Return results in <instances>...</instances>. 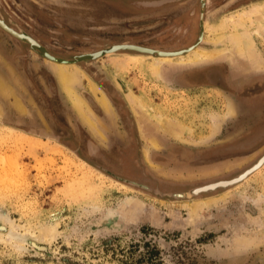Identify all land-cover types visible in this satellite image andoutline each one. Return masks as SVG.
I'll return each instance as SVG.
<instances>
[{"label": "rangeland", "instance_id": "rangeland-1", "mask_svg": "<svg viewBox=\"0 0 264 264\" xmlns=\"http://www.w3.org/2000/svg\"><path fill=\"white\" fill-rule=\"evenodd\" d=\"M245 2L0 0V17L41 46L0 28V79L9 89L0 94V264H264V163L235 185L190 194L264 155V128L255 129L264 121L247 108L264 89V12L238 28L229 21L251 6ZM192 21L195 34L184 38ZM237 30L254 41L260 66L241 68L228 57ZM122 42L197 46L204 59L132 50L91 57ZM219 63L221 88L173 77ZM60 66L73 74L91 124L74 108ZM231 71L259 86L231 90Z\"/></svg>", "mask_w": 264, "mask_h": 264}, {"label": "bare ground", "instance_id": "bare-ground-1", "mask_svg": "<svg viewBox=\"0 0 264 264\" xmlns=\"http://www.w3.org/2000/svg\"><path fill=\"white\" fill-rule=\"evenodd\" d=\"M263 12H264V5L261 4V3H258V4H254V5H251L250 7H248L247 9L243 10L241 12V15H239L238 17H232L229 19L230 23L233 25L234 28H238L237 25L239 23H241V20L243 18H248V19H252L254 16H263ZM262 19V18H261ZM262 21V20H261ZM231 25V27H232ZM260 26L262 27V29L264 30V24L260 23ZM208 27V24L206 25V29ZM212 27V26H211ZM10 28V27H9ZM12 29V28H10ZM218 30V29H217ZM220 34V33H219ZM219 42L223 41L222 39V35H220L218 38ZM33 40V39H32ZM200 41H203L204 40V36L202 35V37H200L199 39ZM225 42V41H224ZM254 42V41H253ZM253 42L250 41V39L248 38V36H244L243 34L240 33V31H236V32H232L231 34L229 33L228 35V38H227V41H226V44L228 45L227 48H226V53L228 55L229 58H238L241 63H240V67L241 68H248L249 65L253 66L254 68L260 66V57L258 56V54L256 53V50H255V47L253 45ZM37 43V42H36ZM120 45V44H119ZM128 45V44H127ZM126 46V45H124ZM128 46H135V45H128ZM135 47H138V46H135ZM197 47V46H196ZM196 47H190L189 49H186V50H181V51H161V50H153L151 48H143L147 51H149L148 53L151 54L152 51H157V52H163V53H166V54H172V55H167V56H161V58H173V57H179L181 60L184 59V56H183V53L184 52H188L189 54L192 53L190 56L191 58L189 59V63L190 64H197L201 61H203V57L204 55L202 54V52L200 51H196ZM139 48H141L139 46ZM219 51V50H218ZM107 53H111L109 50L107 51ZM175 55V56H173ZM139 60V59H138ZM161 60V59H160ZM180 62V61H179ZM188 62V61H187ZM184 63V62H183ZM157 65V64H156ZM63 66V65H62ZM60 66L57 70H58V74L60 75V79H61V82H62V85L64 86V89L66 91V93L68 94V96L70 97L71 101H72V104L74 106V108L76 109V111L79 113V115L84 119V121L87 122V124H91L93 121H92V117H91V111L90 109L85 105L84 101L72 90V81H73V74L68 72L67 71V68L66 67H62ZM155 66V63H151L150 64V67H154ZM171 66V65H170ZM155 70V69H154ZM158 70V69H157ZM171 70V69H170ZM241 70V69H240ZM164 76L165 78H168L170 76V72L167 70V71H164ZM81 78V77H80ZM8 90L5 86V82L1 81L0 79V94L2 95H6L8 94ZM128 95V94H127ZM126 95V96H127ZM129 97V95H128ZM127 97V98H128ZM101 100L104 101V98L101 97ZM128 100L130 101L131 99L128 98ZM18 107V106H17ZM230 108V107H229ZM22 110V109H21ZM231 112V111H230ZM211 118L213 120V128H217L220 124V120L217 118V116L215 115H211ZM159 119V117H158ZM145 120V119H144ZM146 121V120H145ZM148 122V121H146ZM145 122V123H146ZM160 122V121H159ZM143 123V121H142ZM144 125V124H143ZM163 130L166 131V132H169L171 133L174 129L170 128L167 123H164L163 122ZM96 126V125H95ZM141 126V125H140ZM152 126V125H151ZM147 127V130L146 132L148 134H152L153 133L155 134V128L150 127V126H146ZM145 128V127H144ZM162 128V127H161ZM96 131V130H95ZM99 132V131H98ZM151 135V136H152ZM19 138H16V139H20V140H24V141H27L29 143H33L35 141H33L32 139H30L31 137L29 136H21L19 135L18 136ZM150 137V135H149ZM153 138V137H152ZM35 140V139H34ZM41 141V140H40ZM45 144V142H44ZM58 148V146H57ZM262 161H264V158L261 159ZM260 160V161H261ZM261 161V162H262ZM259 163L257 165H255L254 169L258 167V165L260 166L262 163ZM80 163V162H79ZM81 165V164H80ZM84 165V163H83ZM83 165L81 167H83ZM91 169V168H90ZM88 170H89V166H88ZM214 185L210 186V187H213ZM202 189L204 188H201V189H197L195 193L201 191ZM259 200L262 199V196L259 195ZM199 205V204H198ZM50 229V228H48ZM48 234L49 231L45 230ZM51 233V232H50ZM53 233V232H52ZM46 234V235H47ZM53 236V235H52ZM261 241V240H260Z\"/></svg>", "mask_w": 264, "mask_h": 264}, {"label": "flooded vegetation", "instance_id": "flooded-vegetation-1", "mask_svg": "<svg viewBox=\"0 0 264 264\" xmlns=\"http://www.w3.org/2000/svg\"><path fill=\"white\" fill-rule=\"evenodd\" d=\"M263 1L264 0H246L244 5H247V4L254 5V4H258L259 2L262 3ZM0 19H2V18L0 17ZM3 21L8 27H10L5 22V20H3ZM194 27H196V26L194 24V21H192V22L189 23L188 27L183 29L182 35L184 36V38L191 37L193 34H195V28ZM27 35L30 36L31 38H33L39 44V42L34 37H32L29 34H27ZM119 44L120 45H127V44L128 45H135V46H138V47L140 46V45L134 44V43L122 42V43L113 44L110 47L119 46ZM140 47L141 48H147V49L150 48V47H142V46H140ZM152 49L154 50V48H152ZM156 50H160V49H156ZM181 50H184V49H181ZM161 51H166V50H161ZM177 51H179V50H177ZM98 52H100V51H98ZM114 52H116V51H114ZM114 52H112V53H114ZM95 53H97V52H95ZM49 55L52 56L51 54H49ZM52 57H54V56H52ZM224 68H225V66L223 64H220V63L219 64H213V65L208 66V67H200V68L198 67V68H193V69L186 70L185 72L181 73L182 76L179 75V72H177L176 74H174L173 77L176 76L177 79L180 81V83L182 85H185V86H201L202 85V86H213V87L221 88L222 87L221 82L224 81L226 83V81H227V75H226V77H223L224 75H222ZM236 73L237 72H235V75L238 77L237 79L233 78V72L232 71L228 75V79H229V82H230V89L231 90L238 91V90H240L241 88L247 86L250 83L251 84L254 83L253 85L256 86V87L259 86V83H257L255 80H253V78L251 76H249V77L245 76L243 74V72H241V71L239 73H237V74ZM240 79H241V82H240ZM239 82H240V84H239ZM260 83H261V85L264 86V79ZM252 97L253 98H251L247 102L248 112L251 115L259 116V119L264 121V89H263V91L260 94L257 93V95L252 96ZM262 124L259 125V126L257 124L255 129L256 130L263 129L264 128V122Z\"/></svg>", "mask_w": 264, "mask_h": 264}, {"label": "water", "instance_id": "water-1", "mask_svg": "<svg viewBox=\"0 0 264 264\" xmlns=\"http://www.w3.org/2000/svg\"><path fill=\"white\" fill-rule=\"evenodd\" d=\"M0 28L3 29L4 31L8 32L9 34L14 36L15 38H17V39H19V40H21L23 42L28 43L32 49H40V47H41L38 43H36L34 40H32V38L30 36H28L27 34H25L24 32H17V31H15L13 29H10L4 23V21L2 19H0ZM108 50L111 53L114 52V51H118V50H133V51L143 52V53L149 54L148 53L149 51H147V50H145L143 48H139V47H135V46H128V45H126V46L119 45V46H112L109 49H106V50L91 54V57L92 58H97V57H99V56H101L103 54H109V53H107ZM151 54H157L160 57L161 56L172 55V54H166V53H163V52L160 53V52H157V51H152ZM43 55L46 58H48L49 60H52V61L56 60L54 57L50 56L47 53H44ZM173 56H175V55H173ZM260 160L258 161L259 163L262 161V160L261 161ZM258 162L255 165H257ZM261 163L263 164L264 161H262ZM262 164L260 166L258 165V167L255 168V169H254L255 165H253L251 168H249V170H246L245 172L241 173L240 175L236 176L235 178H233L231 180L219 181V182H216V183H212V184H209V185H205V186H202V187L195 188V189L190 191V194L198 195L200 193H207L209 191H213V190L218 189V188H223L224 189V188H227L229 186L235 185V184L245 180L250 174H252L255 171H257L262 166ZM128 183L129 184H134L133 182H128ZM212 185H214V186L210 187ZM201 188H204V189H202L201 191L195 193L197 189H201ZM170 196H173V197H176V198H181V197H184L185 195L184 194H171Z\"/></svg>", "mask_w": 264, "mask_h": 264}, {"label": "crops", "instance_id": "crops-1", "mask_svg": "<svg viewBox=\"0 0 264 264\" xmlns=\"http://www.w3.org/2000/svg\"><path fill=\"white\" fill-rule=\"evenodd\" d=\"M261 4H264V1Z\"/></svg>", "mask_w": 264, "mask_h": 264}]
</instances>
